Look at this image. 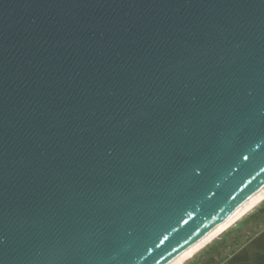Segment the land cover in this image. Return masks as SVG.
Listing matches in <instances>:
<instances>
[{"label": "water", "instance_id": "obj_1", "mask_svg": "<svg viewBox=\"0 0 264 264\" xmlns=\"http://www.w3.org/2000/svg\"><path fill=\"white\" fill-rule=\"evenodd\" d=\"M264 188V0H0V264H169Z\"/></svg>", "mask_w": 264, "mask_h": 264}, {"label": "rangeland", "instance_id": "obj_2", "mask_svg": "<svg viewBox=\"0 0 264 264\" xmlns=\"http://www.w3.org/2000/svg\"><path fill=\"white\" fill-rule=\"evenodd\" d=\"M262 234L264 202L185 264H232L234 258H239L238 261L248 260L250 264H254L257 257L264 254V250L259 251L252 243L261 238Z\"/></svg>", "mask_w": 264, "mask_h": 264}, {"label": "bare ground", "instance_id": "obj_3", "mask_svg": "<svg viewBox=\"0 0 264 264\" xmlns=\"http://www.w3.org/2000/svg\"><path fill=\"white\" fill-rule=\"evenodd\" d=\"M264 202V188L261 189L257 194L250 198L245 204H243L239 209H237L227 220L222 222L217 226L212 232L205 236L202 240L197 242L190 249L179 255L169 264H185L188 260L194 257L196 253L201 251L207 245L212 243L215 239L223 235L235 224L246 217L250 212H252L256 207Z\"/></svg>", "mask_w": 264, "mask_h": 264}, {"label": "trees", "instance_id": "obj_4", "mask_svg": "<svg viewBox=\"0 0 264 264\" xmlns=\"http://www.w3.org/2000/svg\"><path fill=\"white\" fill-rule=\"evenodd\" d=\"M252 244H255L256 247H258L257 249L259 251H263L264 250V234H262L261 238H259L258 240L256 239L255 241H253ZM237 259H239V258H234L232 260V264H250L248 260L240 259L238 261ZM254 264H264V254L263 255H259L257 257V261Z\"/></svg>", "mask_w": 264, "mask_h": 264}]
</instances>
